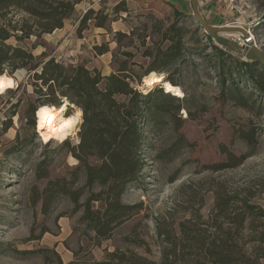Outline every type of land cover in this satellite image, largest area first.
<instances>
[{"label": "rangeland", "instance_id": "obj_1", "mask_svg": "<svg viewBox=\"0 0 264 264\" xmlns=\"http://www.w3.org/2000/svg\"><path fill=\"white\" fill-rule=\"evenodd\" d=\"M202 1L230 10L218 25L235 24L237 20L252 22L255 40L264 51V0ZM118 3L113 6L109 0H81L74 5L65 30L79 40L75 53L66 46L64 53L58 54L59 40L49 39L51 33L8 42L29 49L38 62L59 56L57 61L69 65L75 54L78 62L98 69L103 76L115 73L120 62L126 60L131 73L141 77L139 83L132 81V86L144 94L160 85H144L150 58L144 57L143 51L159 45L162 32L172 23L184 29L180 59L155 71L163 79L173 80L182 95L170 93L178 100L159 96L156 102L164 104L167 112H147L142 124L143 167L121 198L124 203L139 204V210L117 226L109 238L97 239L80 220L82 209L76 210L68 195L57 196L43 209L42 191L49 180L64 177L71 181L72 189L83 185V172L73 179L78 162L64 145L78 143L82 116L67 139H43L36 111L28 112L30 104L38 107L30 73L26 68H18L11 75L4 73L16 83L0 93V264H59V260L89 263L102 259L118 264V260H128L131 255L155 264H195L192 255L197 249L190 238L196 233L221 235L227 228L221 215L215 217L213 211L216 193L221 198L227 194L247 197L250 203L264 208V93L256 92L242 71H233L222 84L214 63L223 59L230 66L234 60H243L235 36L225 35L226 46L211 38L208 41L191 6L189 11L179 12L151 0L146 9L128 10L124 2L125 12ZM89 8L93 10L91 18L78 36L79 21ZM103 14H107L103 26H95ZM102 45L108 51L97 54L95 47ZM213 46L226 55L217 58ZM64 100L66 115L78 109L65 98L61 103ZM5 122L10 124L6 129ZM239 129L255 133L254 146L238 137ZM244 153L249 156L240 165L222 167ZM86 195L84 188L79 201ZM93 205L101 206L99 202ZM231 231L245 248L253 246L254 227H232ZM164 255L168 256L165 263Z\"/></svg>", "mask_w": 264, "mask_h": 264}, {"label": "trees", "instance_id": "obj_2", "mask_svg": "<svg viewBox=\"0 0 264 264\" xmlns=\"http://www.w3.org/2000/svg\"><path fill=\"white\" fill-rule=\"evenodd\" d=\"M81 0H0V75H11L18 68H26L32 81L35 103L37 106H59L62 99L81 110L82 122L78 132L79 141L73 146L68 142L69 153L78 162L73 174L77 179L79 171L83 172L84 182L81 188L72 189L71 181L64 177L49 180L42 191V207L45 210L59 195H68L75 204V209H82L80 220L94 233L97 239H107L113 230L126 219L136 214L139 204H128L122 201V194L128 184L137 179L143 167L141 157L142 124L150 109L167 112L164 104H158L157 98L176 99L161 87L144 94L139 92L131 82H140L127 68L126 60L120 62L115 73L101 75L96 68H88L77 62L65 65L50 57L37 61L32 52L19 45H12L9 39L21 42L30 36L39 37L51 33L63 26L64 20ZM121 10L126 12L123 1ZM93 10L89 8L81 17L76 33L87 27ZM98 13H100L98 11ZM107 14L99 16L94 23L102 27ZM184 29L169 25L161 34L159 45L146 48L142 55L149 57L145 75L149 72L161 71L180 59L184 51ZM116 35L122 34L117 32ZM208 41L210 37L206 35ZM168 44L162 47V43ZM218 57L226 55L216 47H212ZM97 54L108 51L106 46H96ZM130 55V54H128ZM216 57L214 61H216ZM230 57V56H227ZM219 69L222 84L232 76V72L242 71L246 81L252 83L258 93H264V66L254 61L234 60L226 66L223 59L214 62ZM39 67V69H37ZM136 77V78H134ZM103 81V86L100 83ZM164 81L177 86L170 78ZM158 92L157 95H155ZM180 105L178 104V107ZM30 104L29 113L37 110ZM33 125V122H31ZM10 126L5 122L3 128ZM238 137L248 146L256 143L252 130H238ZM249 156L244 153L229 160L222 167H235L243 163ZM222 165V164H221ZM43 176V175H41ZM87 189L85 199L80 202L83 189ZM99 202L100 207L93 204ZM213 211L215 217L221 215L227 228L217 233L202 236L194 234L193 240L197 251L192 255L195 264H264V208L252 204L247 197L237 198L227 194L221 198L216 193ZM223 212V214H222ZM254 227L255 242L251 248L239 243V238L232 233L244 227ZM180 232L185 234L183 227ZM168 256H163V262ZM155 264L140 256L118 260V264ZM59 264H115L111 259H102L89 263L70 260Z\"/></svg>", "mask_w": 264, "mask_h": 264}, {"label": "bare ground", "instance_id": "obj_3", "mask_svg": "<svg viewBox=\"0 0 264 264\" xmlns=\"http://www.w3.org/2000/svg\"><path fill=\"white\" fill-rule=\"evenodd\" d=\"M15 80L10 76L0 75V93L6 89L15 86ZM144 85L150 87L153 85H161L164 92L181 96L182 91L178 86L172 85L164 81L162 74L155 72L148 73L143 78ZM67 101L64 100L59 106L42 105L36 110L37 128L42 131L41 136L45 140L54 139L63 141L74 134L76 125L79 123L81 110L76 109L72 114L66 115Z\"/></svg>", "mask_w": 264, "mask_h": 264}, {"label": "crops", "instance_id": "obj_4", "mask_svg": "<svg viewBox=\"0 0 264 264\" xmlns=\"http://www.w3.org/2000/svg\"><path fill=\"white\" fill-rule=\"evenodd\" d=\"M109 1L113 4V6L116 5L120 1H124L128 10L146 9L149 6H151L150 5L151 0H109ZM196 1H197V7H198L199 13L206 20V22H208L211 25H218L220 24L219 22L221 20L229 16L230 10H228V8H223L222 5H219V4L209 5V4H203L202 0H196ZM158 3L164 4L167 8H173L179 12H186V11H189L190 9L189 0H158ZM65 21L66 19L64 20L63 26L61 28L55 29L54 31H52L51 35L49 36V39L59 40V43L57 44V47H56L57 50L59 51L58 54L59 53L62 54V52L64 53V48L66 46H68L66 50H69V52L71 53H75L77 51L75 50L76 44L79 43L78 39L75 40L73 38V34L71 32L67 33V31L65 30ZM228 22H231V21H228ZM237 22L239 21L237 20ZM240 23H244V22H240ZM53 58L57 60L60 59L59 56L57 57L53 56ZM71 58L72 60H69L70 63L75 64L78 62L77 56L75 54Z\"/></svg>", "mask_w": 264, "mask_h": 264}, {"label": "water", "instance_id": "obj_5", "mask_svg": "<svg viewBox=\"0 0 264 264\" xmlns=\"http://www.w3.org/2000/svg\"><path fill=\"white\" fill-rule=\"evenodd\" d=\"M192 15L197 22V24L203 29L205 34L209 36L213 41H215L218 45H227V40L225 35H234L239 34L243 37H246L245 29L235 24H228V25H211L206 22V20L202 17V15L198 11L197 1L196 0H189ZM238 54L243 58L245 61H254L258 64L264 66V51H262L259 47L250 43L249 45H238ZM162 88V86L160 85Z\"/></svg>", "mask_w": 264, "mask_h": 264}, {"label": "built area", "instance_id": "obj_6", "mask_svg": "<svg viewBox=\"0 0 264 264\" xmlns=\"http://www.w3.org/2000/svg\"><path fill=\"white\" fill-rule=\"evenodd\" d=\"M236 23L245 29V32L247 35L246 37H243L239 34H234L238 45H246L247 46L250 43H253L254 45H256L258 47V44L255 40V36L253 34V23L252 22H248V23L236 22Z\"/></svg>", "mask_w": 264, "mask_h": 264}]
</instances>
